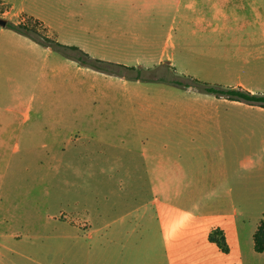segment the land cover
<instances>
[{
  "label": "rangeland",
  "instance_id": "obj_1",
  "mask_svg": "<svg viewBox=\"0 0 264 264\" xmlns=\"http://www.w3.org/2000/svg\"><path fill=\"white\" fill-rule=\"evenodd\" d=\"M132 7V17L148 25L161 18L158 27L138 30L144 42L146 34L153 38L156 56L149 63L126 65L134 69L114 67L119 75L112 80L106 72L94 77L81 71L79 65L94 68L74 58L75 64L68 67L65 61L46 65L42 58L37 73L28 66L24 74L21 66L9 64L7 70L13 72L0 78V120L7 122L0 123V264H112V241L94 240L92 235L112 236L114 206L127 207L134 194L131 185L145 184V175L117 172L120 158L160 155L167 145L158 140L178 137L196 141L182 148L172 144L167 151L227 155L233 149L224 141L228 135L220 131V123L264 120L256 119L254 110H228L233 100L196 86L194 79L226 87L195 76L192 50L186 56L178 48L176 0H170L165 11L160 0H134ZM1 9L0 4V17L10 21ZM167 46L175 55V66L160 62L159 54ZM53 50L62 58L76 53ZM9 105L19 113H8ZM24 111L30 112L28 122ZM8 122L17 128L6 129ZM200 167L201 171H185V181L198 180L201 172L208 175L211 162ZM157 175L152 178L153 191L140 189L138 198L179 200L185 205L199 199L198 194L162 192L166 178ZM104 209L108 223L100 226L98 214ZM250 212L245 234L253 242L264 210Z\"/></svg>",
  "mask_w": 264,
  "mask_h": 264
},
{
  "label": "crops",
  "instance_id": "obj_2",
  "mask_svg": "<svg viewBox=\"0 0 264 264\" xmlns=\"http://www.w3.org/2000/svg\"><path fill=\"white\" fill-rule=\"evenodd\" d=\"M0 1L2 15L11 22L19 23L27 16L39 19L58 36L59 42L76 46L93 58L132 66L149 63L156 56L152 52L155 44L151 35L146 34L148 38L144 42L142 31L138 30L158 27L161 18L158 17L155 25L136 20L135 15L132 17L134 0ZM169 3L170 0H160L162 11ZM128 6L130 11H126ZM176 7L178 48L186 56L192 50L195 76L222 82L226 87L264 93V0H176ZM159 56L160 62L176 65L175 55L168 46ZM42 58L46 65L58 61H65L67 67L75 64L72 58L57 56L53 48L8 26H0V78L13 72H8L9 64L21 66L24 74L28 66L37 73ZM78 68L94 77L103 75L88 67ZM54 71L51 67V74ZM104 76L118 79L112 74ZM232 102L226 109L254 110L256 119L264 118V106ZM5 110L19 113L12 105ZM23 116L24 122L31 118L27 111ZM0 123L7 122L0 120ZM8 123L6 129L17 128L14 123ZM219 126L228 135V139L224 138L226 144L232 145L233 151L227 155L209 157L183 151L181 148L189 145V141H196L195 137L163 138L158 141L167 146L160 155L126 156L116 163L120 175L136 178L145 175V184L131 185L134 194L127 207L119 204L117 210L114 206L112 236L92 235L94 240L112 241V264H264V252L255 250L254 241L264 212L252 233L253 242L245 234L250 210H264V120H232ZM172 144L181 148L171 153L167 149ZM207 160L211 162L208 175L201 172L198 180L185 181V171H201V164ZM159 173L166 178L162 192L198 194L199 199L185 205L179 200L138 198V190L153 191L152 178ZM202 194L208 195L203 198ZM98 216L100 226L108 223L106 209ZM217 229L225 236L227 252L210 239Z\"/></svg>",
  "mask_w": 264,
  "mask_h": 264
},
{
  "label": "trees",
  "instance_id": "obj_3",
  "mask_svg": "<svg viewBox=\"0 0 264 264\" xmlns=\"http://www.w3.org/2000/svg\"><path fill=\"white\" fill-rule=\"evenodd\" d=\"M1 3V1H0ZM2 10V9H1ZM3 12V10H2ZM9 28L26 35L38 43L46 47L53 49H69L72 52H76L68 55L71 58L78 60L86 66H90L98 71L119 75V71L114 67H122L128 69H134V67H128L123 64H117L113 62L104 61L101 59L93 58L87 52L81 50L76 46H68L59 42L55 36H53L48 28L39 19L31 16L24 17L19 23H13L9 21ZM113 67V68H112ZM196 86L208 93H213L219 97H225L231 100L245 101L250 104H257L264 106V94H255L243 87H217L208 83L200 82L196 79L193 80ZM211 241L217 243V245L223 250L228 251L229 247L223 232L219 229L215 230L211 236ZM255 250L257 252H264V216L254 234Z\"/></svg>",
  "mask_w": 264,
  "mask_h": 264
},
{
  "label": "water",
  "instance_id": "obj_4",
  "mask_svg": "<svg viewBox=\"0 0 264 264\" xmlns=\"http://www.w3.org/2000/svg\"><path fill=\"white\" fill-rule=\"evenodd\" d=\"M8 23H9V21L7 19L0 17V26H4L5 27V26L8 25Z\"/></svg>",
  "mask_w": 264,
  "mask_h": 264
}]
</instances>
